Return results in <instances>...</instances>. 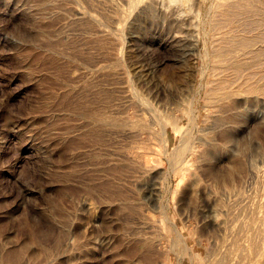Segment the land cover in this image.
<instances>
[{
    "label": "rangeland",
    "instance_id": "rangeland-1",
    "mask_svg": "<svg viewBox=\"0 0 264 264\" xmlns=\"http://www.w3.org/2000/svg\"><path fill=\"white\" fill-rule=\"evenodd\" d=\"M144 1L0 0V264H264V1Z\"/></svg>",
    "mask_w": 264,
    "mask_h": 264
},
{
    "label": "bare ground",
    "instance_id": "bare-ground-1",
    "mask_svg": "<svg viewBox=\"0 0 264 264\" xmlns=\"http://www.w3.org/2000/svg\"><path fill=\"white\" fill-rule=\"evenodd\" d=\"M132 1H135V4H136V0H132ZM144 1V0H143ZM224 1V0H223ZM229 1V0H228ZM264 1V0H263ZM142 2V1H140ZM145 2V1H144ZM153 2V1H152ZM255 2V1H254ZM132 3V2H131ZM146 3V2H145ZM165 3V2H164ZM169 3H170V16L171 18L174 17H179L182 15V13L180 14L179 12H181L182 8L190 3H193V6L194 8L197 9V13L199 14H202L204 13L203 15L205 16H208L207 18L209 19L210 17L214 16L213 14H222L224 15L226 18L229 17V15L231 14V11H233L235 8H239L241 9V11L243 9H245V2L244 0H235V2L233 3H224L223 2V5L221 3H219V0H169ZM249 3V2H248ZM143 4V2H142ZM149 4V2H148ZM157 5V4H156ZM160 5V4H159ZM226 6V8H225ZM247 6V5H246ZM258 6V5H257ZM177 8V9H174V8ZM260 7V6H259ZM167 8V9H168ZM243 8V9H242ZM161 9V8H160ZM237 9V10H239ZM247 11V7L245 9ZM256 10V9H255ZM252 11V10H251ZM261 11V10H260ZM244 12V11H243ZM236 13V12H235ZM239 13V12H238ZM246 13V12H245ZM252 13V12H250ZM259 13V12H258ZM196 14V13H195ZM237 14V13H236ZM241 14V12H240ZM249 14V12H248ZM256 14V13H255ZM261 14V13H260ZM198 15V14H197ZM232 15V14H231ZM247 15V14H246ZM220 16V15H219ZM223 17V16H222ZM231 17V16H230ZM173 19V18H172ZM217 19V18H216ZM218 20V19H217ZM209 21V20H207ZM216 21V20H215ZM223 21V20H222ZM211 22V21H210ZM219 22V21H218ZM202 23V22H201ZM197 24V23H196ZM204 24H207V23H204ZM204 24H201V25H204ZM217 24V23H216ZM237 24V23H236ZM195 25V24H194ZM200 25V23L198 24ZM200 25V26H201ZM198 27V26H197ZM211 27V26H210ZM225 27V26H224ZM222 27V28H224ZM200 28V27H199ZM207 28V27H205ZM214 28V27H213ZM252 29V28H251ZM206 30V29H205ZM228 30V29H227ZM210 32V31H209ZM208 32V33H209ZM229 32V31H228ZM240 33V32H239ZM207 35V34H206ZM151 108V107H150ZM164 128V127H162ZM188 131V130H187ZM191 136V135H189ZM188 136V134L185 132V134L183 135V146L181 145V147L178 149L177 152H173L170 156L172 162L174 161H177V163L180 161H185L184 160V156L186 153H188L190 151V149L192 148V146L190 147V137ZM168 141V140H167ZM192 142V140H191ZM194 144V143H193ZM192 145V143H191ZM177 149V148H176ZM192 156V155H191ZM185 159H186V156H185ZM171 162V163H172ZM173 164V163H172ZM211 219L213 221V223L219 227V228H223V223L219 221L218 219V214H217V211H213L212 212V215H211Z\"/></svg>",
    "mask_w": 264,
    "mask_h": 264
}]
</instances>
